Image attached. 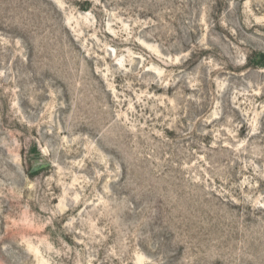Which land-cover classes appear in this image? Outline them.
I'll return each mask as SVG.
<instances>
[{
    "label": "rangeland",
    "instance_id": "1",
    "mask_svg": "<svg viewBox=\"0 0 264 264\" xmlns=\"http://www.w3.org/2000/svg\"><path fill=\"white\" fill-rule=\"evenodd\" d=\"M0 264H264V0H0Z\"/></svg>",
    "mask_w": 264,
    "mask_h": 264
},
{
    "label": "water",
    "instance_id": "2",
    "mask_svg": "<svg viewBox=\"0 0 264 264\" xmlns=\"http://www.w3.org/2000/svg\"><path fill=\"white\" fill-rule=\"evenodd\" d=\"M39 168H42V167L34 168L33 172L37 171Z\"/></svg>",
    "mask_w": 264,
    "mask_h": 264
}]
</instances>
